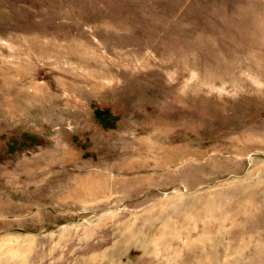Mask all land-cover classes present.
<instances>
[{"label": "rangeland", "instance_id": "1", "mask_svg": "<svg viewBox=\"0 0 264 264\" xmlns=\"http://www.w3.org/2000/svg\"><path fill=\"white\" fill-rule=\"evenodd\" d=\"M0 264H264V0H0Z\"/></svg>", "mask_w": 264, "mask_h": 264}]
</instances>
